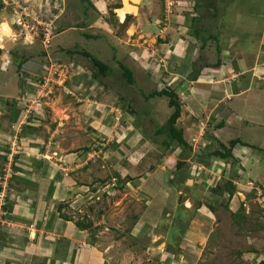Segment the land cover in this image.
<instances>
[{"label":"rangeland","instance_id":"374dc122","mask_svg":"<svg viewBox=\"0 0 264 264\" xmlns=\"http://www.w3.org/2000/svg\"><path fill=\"white\" fill-rule=\"evenodd\" d=\"M114 5L120 8L113 9ZM0 14L15 18L13 26L9 24L13 31L6 23L0 25V36H4L0 47L9 51L2 68L10 84L2 93H12L7 100L11 108L23 109H18V123L30 116L23 125L28 127L25 133L20 127L15 132L16 126L1 133L2 145L11 148V161L23 150V179L14 180L19 186L14 184L6 200L12 205L25 193L24 176L29 175L36 187H30L34 190L26 191V197H34V205L43 204L44 198L51 200L53 193L55 201L44 202L52 212L61 204V212L73 226L77 220L92 223L89 233L75 226L71 230V235L81 232V236L74 246L68 242L67 264H257L264 260V198L253 199L249 193L252 183L264 186V161H256L258 153L238 150L247 153L244 157L249 160L239 182H234L237 191L231 201L215 194L220 168L210 171L216 174L209 175L207 188L197 185L202 182L199 173L207 167L205 159L196 160L195 151L201 147L211 152L218 145L206 146L201 122L192 115L202 112L198 106H207L203 90L215 89L210 84L214 79L208 78L221 69L199 75L207 84L204 89L193 83L178 91L194 67L199 70L219 61L231 76H224L226 81L233 80L228 84L233 91H244L239 78L244 72L249 85L236 105L241 103L239 114L255 124L246 128L232 124L219 132L214 128L215 135L224 144L239 137L256 147L263 144L264 89L257 88L264 85V0H0ZM126 15L131 18L122 28ZM48 24L52 35L47 38ZM61 26L69 31L59 35L56 28ZM5 36L15 43H7ZM247 40L254 46L242 50ZM216 44L222 49L219 54ZM84 52L109 67L105 78H92ZM23 59L26 62L18 67ZM119 64L130 69L134 85L125 83ZM166 87L177 90L181 105L177 125L187 140L188 129L198 134L190 152L180 148L171 152L160 144L164 137L153 133L165 124L171 110L165 97L146 102L142 95ZM188 90L198 103L187 99ZM120 96L130 100L135 117L123 107ZM211 125L209 120L208 129ZM6 156L0 159L5 192L8 174L19 170ZM179 161L185 164L181 169L176 168ZM42 182L56 188L45 190ZM112 182L114 187L109 186ZM22 201L26 206L24 197ZM242 202L245 205L240 208ZM21 208L13 204L11 215L17 217ZM1 214L3 239L24 234L28 225L5 221ZM36 230L43 232L42 242L55 247L53 240L46 239L51 237L50 230ZM51 252L50 257L54 249ZM36 259L35 264H41L42 259Z\"/></svg>","mask_w":264,"mask_h":264},{"label":"crops","instance_id":"0c3cea01","mask_svg":"<svg viewBox=\"0 0 264 264\" xmlns=\"http://www.w3.org/2000/svg\"><path fill=\"white\" fill-rule=\"evenodd\" d=\"M12 17L9 18V16H5V14H3V16L1 17V14H0V25L3 24V23H6L8 25V27H9V24H11L10 26L12 27L13 26L12 20L13 19L15 20V18L12 19ZM4 27L7 28L5 25H4ZM9 29H11V28L9 27ZM60 29L61 30H60L59 35L64 34V33L69 31L67 29V27H64V26L63 27L61 26ZM11 31H13V30L11 29ZM12 34H15V32H13ZM6 37H9V36H5V38ZM0 38H4V36H2V37L0 36ZM0 41H2V39ZM9 41L11 43H15L16 40L15 39L11 40V37H9V40H8L7 43H9ZM2 43L4 44L5 42H2ZM2 48H3V46L0 47V142H1L0 143V159L3 158L5 156V154H7L6 159H9L10 162H12L16 166H19L23 170V158L21 157V155L23 154V150L21 151V153L19 155V159L11 161L10 157H8L9 154H10V151H11L10 149L11 148L9 149L10 150L9 151L8 149L4 148V145H2V144H4V142H3V139H2L3 136L1 135V133H4V132L6 133V131L8 130V128H10V126H11L12 129H13L14 126H16L15 132H18L20 130L22 124L24 123V119L21 120L18 123L19 119L17 117H20V115H18V112H19L18 109L19 110H21V109L17 108V107H15L17 109L11 108V105L7 104V100L11 97L12 93H2L3 92L2 90H5L6 88L8 89V87L10 85L4 79L5 73L3 72V68H2L3 67V63L2 62H5V60H6V62H8L7 60L9 58V56L7 54L9 53V51H6L5 49H2ZM239 54L243 55V56L246 55V54H241V53H239ZM3 59H4V61H3ZM6 64L8 66V64H10V63H6ZM220 69H221V72L218 73V72H214L213 71L214 75H210L209 78H208V79H210V78L214 79L213 80L214 82H210V84H214L215 85V86L211 85V86H214L213 88H215V89H212V91H208V90L203 88V86H207V84H203L202 83L203 81H201V79L200 80L197 79L196 81H189L187 79V80H185L184 83H182V86H180V88L178 90V91L182 92L183 88H184V84H186L185 88H187V87H189V85H192L193 83H195V85L201 84V85H199V87H202L204 89L202 96L205 99H207L205 101L207 103V106H201L202 108L200 106H198L197 108L201 109L202 112L200 114H194V116L192 115V117H194L195 122H197V123L202 122L203 127L206 126L205 131L208 132L209 136H213L216 139V140H213L211 137L210 138L208 137V142L206 141L205 144L207 146H209L210 148H212L214 146L215 142L218 144V142H217L218 138L216 137L215 130H213V129L216 127V124L220 122V119H216V118L213 117L214 109L221 102H224V101H227V100L228 101H232L233 99L234 100L235 99H239V97L243 94V92L247 91V90L246 91L245 90L244 91H241V90L233 91V87H231V89H230L228 84L230 85L233 82V80L226 81L227 78H225L224 76L225 75L229 76L230 74H229V72H228V70L226 69L225 66H222V68H220ZM215 71H217V70H215ZM242 73H243L242 76H239V75H241L240 73H235V74H238L239 78L240 79L242 78L243 82L245 83L247 81V77L244 78L245 77V73L244 72H242ZM215 77L218 78V79H220V77H221V81L215 80L216 79ZM223 79L226 82H224ZM228 79H231V76H229ZM218 82H220V83L218 84ZM210 84H208V85H210ZM6 85H7V87H6ZM241 89H245L244 84L242 85ZM194 95L195 94H191V92H189V90L187 91V99L198 103L199 99L197 100V97L194 96ZM211 101H214L215 103L213 105H211V103H210ZM240 105H241V103L239 104V106ZM237 110L239 112H241V109H237ZM222 111H225V109H223ZM237 113L238 112H236L234 114L232 113L230 120H227V123L225 124V126L222 127V128L217 129L218 132L220 130H222V129H226V127L229 126V125L232 126V124H234V126H237L238 128H243V127L246 128V127L250 126V124H255L253 122H250V120L243 119L241 113L240 114H237ZM209 120L212 123L210 129H208ZM12 129H9V131L12 130ZM188 130L191 133V137H196V133H195L194 130H192V129L191 130L188 129ZM20 132H21V130H20ZM185 138H186V136H185ZM239 139H240V137H239ZM242 142L245 143V144H248V146L247 147L246 146L245 147H237V148L234 149L235 157L238 158L240 162H242L243 167H244V170H242V171H239V169L237 168L238 165L237 166L235 165V167H234L235 171L237 172V174L239 176V180L241 179L242 173L245 172V170H246V165H247V161L249 160V158L247 159V158L244 157L245 155H247V153L239 152L238 150H242L244 148H247V149H250L252 151H256V153H258L257 154L258 159L256 161H258V160H261L262 162L264 161V157L260 156V154H259V153H261L262 155H264V142H263V144L260 143V145L257 146V147L253 146V144H251V143H247L245 141H242ZM250 146H252L254 148H251ZM239 148H241V149H239ZM208 152H210V151H208ZM196 160L199 161L198 158H196ZM205 161H207L208 163L210 162L207 159H205ZM210 163H211L212 167L211 168H207V170H206L207 173L206 172L199 173V174H201V176L199 175V177L201 178V179H199V181L202 180V182H200L197 185L200 186V184L203 183L202 187H204V188H207L205 182L209 178V175L212 176L213 174H216V173H211L210 171L215 170L217 172L218 169L220 168V171L217 172L218 175L220 177L223 175L225 178H227L226 177V173L227 172L223 173V170H225V168L227 169V167H230L229 165L227 166V164H225L223 162H218V161H215V160L210 162ZM194 165H197V164L194 163ZM219 165H221V167H219ZM9 166H11V163H9ZM39 168H41V167H39ZM42 169L43 168H41V170ZM22 170L21 171L16 170L15 172H10L8 174V177H10V178H8V183H7L8 185H5L6 186L5 189H7L6 192H5L4 189H2V185H1L3 183L2 181L4 180V178L0 179V193L4 192L3 196L10 198L9 195L13 194V193L11 194V192H12V188H13L14 184H17V186H19V183H17L16 181H13V182L11 181V175H13V176L15 175V180H17L18 178L23 179V171ZM229 172H230V169H229ZM38 174H39V172H37V175ZM24 178H27L26 180L29 183H35L36 184V181L32 180L29 175L24 176ZM40 178L44 179L43 177H40ZM63 178H60L62 183L66 182L65 179L63 181ZM193 180H195V179H193ZM43 181H47V180L45 179ZM11 182H12V186H11ZM234 182H239V181L235 180ZM194 184H196L195 181H194ZM25 185L27 186L26 187L27 189L23 190V191H25V193L24 194L21 193L22 195H18L17 196V201L15 203H13V204H15V207L16 206H22L21 210L16 211V212H18L17 213V217L13 216L15 218L13 220L14 221H21L24 226L28 225L29 228L26 226L27 228L24 229V231H23L24 234L22 236H20V234H13V235H15L14 238L10 236L7 241L5 240L6 244H8L7 246L10 249L9 248L7 249L6 246H5L3 249L0 250V264H25V261H27L28 264H35V260H37L36 258H38V259L41 258L42 259L41 264H67L66 261H68V258H70V255L67 254V253H69V250H70L69 245L67 246V249H65V252H61L60 251V255H59L61 257H62V255H67V256L69 255L68 258L66 256L64 261H59V260L52 261L53 260V255H51V257H50V254H52L51 251L54 249V247H52V248L48 247L49 244L46 245L47 244L46 241L42 242L43 239H42L41 235H42L43 232L41 231L42 233H40V231H38L36 229L37 228L39 230L48 229V228H45V226L48 224L47 222L52 217V215H54V218H53L52 223H51V228L48 229L51 232V237H47L46 238V239L53 240L52 242H50L52 245L55 244L54 241H56L57 239L66 238V239H69V243H71V246H74L75 243H73V242H75L77 240L78 236L79 237L81 236V235H79L81 232L82 233H89V232H87V230H86V231H81L76 236L71 235L70 234L71 230H75L73 228L74 226L70 222H65V221L59 219L58 215H57L58 214L57 210L52 212V208L46 207L45 203L47 201L54 202L56 197H57V195L53 196V193H52L51 194L52 195V199L51 200H47L46 198H44L43 199V204H40V205L39 204H35L34 205V201H33L34 197H32V198L31 197H26V196L29 195V193H26V191L34 190L32 188L30 189V187H34V186H30V184H28L27 182H25ZM42 185H46L45 190H49V188L53 189V187L56 188V184H53V183H52V185L50 187H49L48 184H45L44 182H42ZM55 188H54V191H55ZM64 190H65V188H64ZM62 193L63 192L60 190V194H62ZM35 195H38V194H35ZM58 196H60V195H58ZM23 197L25 198V201L28 202L27 205L24 206V207H23V201H22ZM18 203H22V204L18 205ZM155 210L157 211V208ZM0 211H2V210L0 209ZM3 214H4V212L2 211L1 219H3L2 218ZM6 215L8 216L9 214H6ZM205 219H209V217H206ZM3 220L6 221L7 219H3ZM9 221H10V219H9ZM32 232H33V235H35V239H32V237H33V235L31 234ZM26 233H28V235ZM71 237H74V238L76 237V238L75 239L73 238V239L70 240ZM49 241L50 240H48V242ZM11 243H12V245H11ZM13 246H14V248H13ZM86 246H87V244L85 245V247ZM40 247L42 249L38 250L36 252L35 249H37V248L39 249ZM68 248H69V250H68Z\"/></svg>","mask_w":264,"mask_h":264},{"label":"trees","instance_id":"16d2710c","mask_svg":"<svg viewBox=\"0 0 264 264\" xmlns=\"http://www.w3.org/2000/svg\"><path fill=\"white\" fill-rule=\"evenodd\" d=\"M213 7H214V10L216 11L214 4H213ZM118 8H120L119 5L113 6V9H118ZM112 16L113 15H111V17ZM130 18H131L130 15H126L124 23H122L120 26L122 28L125 27ZM56 20H58V18ZM60 30H61L60 28H56L57 33ZM2 31L4 33L6 32L3 29H2ZM209 37L210 38L212 37V40H214L215 42L217 41L216 38L213 37V34H210ZM1 39L2 38H0V40ZM253 46H254L253 42L252 41L249 42V40H247V41H245V43L241 49L242 50L243 49L244 50L245 49H251V48H253ZM215 49H216V52L218 54L222 50L219 47V45H217V44H216ZM241 54H246V53L241 52ZM82 55L90 61L89 64H90V68H91L90 69L91 76L94 80H99L100 78H105L107 76V72L109 71V67L106 64L102 63L101 61H99L98 59L94 58L92 55H90L86 52L82 53ZM23 62H26L25 59H23L22 62H20L18 67H21L23 65ZM222 66H223L222 63L217 61L216 63H214L212 65H209V64L203 65L199 70L196 67H194L192 69L193 71H192L191 75H189V77H188L189 78L188 80L189 81H196L197 79L200 78V76H199L200 74L203 73V75L205 76V74L207 73V70H211V71L213 69L218 70V69L222 68ZM119 67L122 71L121 77L125 80V83L129 86L134 85V82H135L134 76H133L132 72L130 71V69L123 64H119ZM235 69L237 71L239 70L237 67ZM227 76L228 75H225V77H227ZM246 77L247 76L245 75L244 78H246ZM247 85H249V81L248 82L246 81L244 83V87H245L244 90L245 91L247 89ZM263 87H264V85L261 88H257V90L259 92H262V90L264 89ZM107 90H109V88H107ZM259 92H258V94H261ZM262 94L264 95V93H262ZM164 97L167 99V106L171 110V114L168 116L165 124L158 126L155 130H153V133L155 134V136L164 137V139H162L160 141V144L163 145L164 147H166L167 149H169L171 152H175L176 149H179V148L182 149L184 152H187V151L190 152L192 150L194 137H191L190 141H188L185 138V133L182 130V128H180L177 125V120L179 119L180 114H181V105H180L179 97L177 96V90H174L173 88H170V87H166V88H163V89L158 90V91L154 90L150 94L142 95V98H144V101H146V102L148 100L153 99V98H164ZM120 100L123 101V103H125V105H123V107L127 108V110L130 112V115H134V117H135L136 113L132 109L130 100L128 98L125 99L124 97H121V96H120ZM236 101H237V99H235V100L233 99L232 101L227 100V101L221 102L220 104L217 105V107L213 111V117L216 119H220V122L216 124L215 129H219V128L224 127L225 124L227 123V120H230L232 113L234 114V113L238 112L237 114H239V111L237 109H241L240 106H242V104L240 106L236 105ZM223 109H225V111H222ZM38 110H40V109H37V111ZM259 113L260 114L262 113L261 109H260ZM29 120H30V117L26 121L29 122ZM26 121H25V123H26ZM26 128H28V127L22 125L21 126V132L25 133ZM208 137L209 138L211 137L213 140H216L213 136H209V134L207 132V134L203 136V138L205 139V142L206 141L208 142ZM149 138H150V136H149ZM217 142H218V144H217L218 149L213 150L211 152H208V150H205L201 147H198L197 150L195 151V158H198L199 161L200 160L202 161V159H207L210 162L215 160L218 162H223V163L227 164V166L228 165L230 166L231 173L228 174L227 178H225L222 175L220 177V181L217 182L214 187L216 190L215 194H217L220 198L224 197L227 201H231L232 198L234 197L236 191H237L236 185L233 182L235 180L239 181V176H238L237 172L235 171L234 167H235V165L236 166L238 165L237 168L239 169V171L244 170L242 162H240L239 159L235 157L234 149L237 147H245V146L247 147L248 144L243 143L239 138L231 139L227 142V144H224L220 141H217ZM250 147L254 148L252 146H250ZM16 159H19V156H16L14 158V160H16ZM4 160H6V159H4ZM181 162L182 161L177 162V166H176L177 169H181L185 165ZM195 162H196V160H195ZM202 162L206 165L207 168L212 167L210 162L209 163L207 161L206 162L202 161ZM13 167L15 169L18 168L19 170H22L19 166H16L14 164H13ZM196 170H198V169L196 168ZM226 170L227 169L223 170V173H226ZM1 175H2V172H1ZM200 176H201V174H200ZM230 176L233 177L232 180L228 179V178H231ZM14 180H15V175L14 176L11 175V181L13 182ZM12 182H11V186H12ZM221 182H222V185H221ZM250 182H252V181H250ZM27 183L30 184V186L36 187V185H33L35 183H29V182H27ZM253 184L251 187H249L250 190L248 189L249 193L251 195V198H253V199L258 198V197L264 198V187L261 185H258L256 183H253ZM50 190L52 192V189H50ZM258 190L260 191V195H258V193H257ZM6 199H7V197L4 198V200H5L4 204L0 205V209L4 212L2 218L7 219V220H9V219L13 220L15 218L11 215L12 205H10ZM221 205L225 208H228L226 203L221 202ZM244 205H245V202H242V203H240L239 207L242 208ZM207 206L210 210H212V211L214 210V206H212V204L209 203ZM62 208H63V205L58 204V207L56 209L57 213H58L57 214L58 218L65 221V222L71 221L69 219V217H66V215H63V213L61 212ZM6 214H9V215L7 216ZM232 216L237 217L235 215H232ZM53 218H54V215H52V217L49 219V221L47 222L48 224L45 226V228H48V229L51 228V223H52ZM91 224L92 223L85 224L81 220H77L76 222H74V226L81 231H86L87 229H89ZM2 235H4V234L0 233V250L3 249L6 245H8V244H6L5 239L2 238L3 237ZM68 242H69V240L66 238H59L55 241V247H54L53 260L52 261H56V260L64 261L65 260L66 255H62V257L59 255H60V250L62 248L67 249V246L69 245ZM3 243H5V244H3ZM13 248H14V246H13ZM257 264H264V260L259 261Z\"/></svg>","mask_w":264,"mask_h":264},{"label":"built area","instance_id":"2783aa9c","mask_svg":"<svg viewBox=\"0 0 264 264\" xmlns=\"http://www.w3.org/2000/svg\"><path fill=\"white\" fill-rule=\"evenodd\" d=\"M38 15H39V13H38ZM51 30H52L51 24L46 25V26H45V30H44V32H45V33H44V36L48 38L49 35H52V34H50V33H51ZM109 186L114 187V183L112 182L111 185H109ZM249 186H250V185H249ZM107 187H108V186H107ZM258 192H259L258 195H260V191H259V190H258ZM1 199H2V198H1ZM0 205H1V204H0Z\"/></svg>","mask_w":264,"mask_h":264},{"label":"clouds","instance_id":"9594fccd","mask_svg":"<svg viewBox=\"0 0 264 264\" xmlns=\"http://www.w3.org/2000/svg\"><path fill=\"white\" fill-rule=\"evenodd\" d=\"M60 4V3H59ZM59 9V8H58ZM20 111H23V109H21ZM30 116H25L24 117V123L22 124V125H24L25 124V121L29 118ZM209 124V123H208ZM201 125H202V122H201ZM202 128H203V133L201 134V140H204V138H203V136L204 135H206L207 134V132L205 131V129H206V126L205 127H203V125H202ZM212 130V129H211ZM197 136H198V134H196V137H194V139H193V141L195 140V138H197ZM204 143H205V140L203 141ZM198 144H200V143H198ZM200 146V145H199ZM198 173H199V171H198ZM252 183V182H251ZM253 184V183H252ZM252 186V185H251ZM251 186H249V187H251ZM5 198V197H4Z\"/></svg>","mask_w":264,"mask_h":264}]
</instances>
